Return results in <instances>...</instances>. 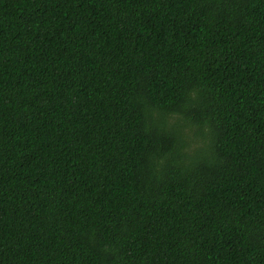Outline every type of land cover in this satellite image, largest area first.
<instances>
[{
    "label": "trees",
    "instance_id": "16d2710c",
    "mask_svg": "<svg viewBox=\"0 0 264 264\" xmlns=\"http://www.w3.org/2000/svg\"><path fill=\"white\" fill-rule=\"evenodd\" d=\"M0 264H264V0H0Z\"/></svg>",
    "mask_w": 264,
    "mask_h": 264
}]
</instances>
